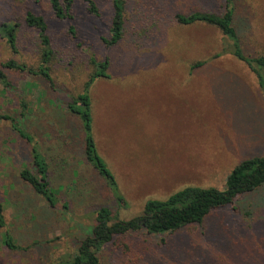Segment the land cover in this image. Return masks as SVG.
<instances>
[{
  "label": "rangeland",
  "instance_id": "1",
  "mask_svg": "<svg viewBox=\"0 0 264 264\" xmlns=\"http://www.w3.org/2000/svg\"><path fill=\"white\" fill-rule=\"evenodd\" d=\"M94 1L97 17L76 0L75 43L68 24L53 19L45 2L19 8L20 15L30 9L48 19L58 46L53 84L19 70L8 73L11 87L0 82V116L13 118L34 139L30 144L12 120L0 118V264H61L90 236L101 206L128 220L148 200H164L184 187L224 190L240 162L264 156V93L255 75L230 55L213 59L226 44L219 30L175 21L176 13L220 12L225 0H125L124 38L111 48L103 38L110 33L113 0ZM232 2L236 27L240 20L250 26L246 53L263 54L264 0ZM37 45L36 31L23 25L18 54L0 39V64L14 59L36 68ZM90 55L110 60V79L90 89L93 133L126 204L86 160L80 119L67 108L89 78ZM199 61L207 64L191 71ZM32 145L49 165L56 208L21 177L25 167L34 168ZM238 204L240 217L226 208L175 234L120 237L97 252L100 262L264 264V187ZM6 234L20 250L4 244Z\"/></svg>",
  "mask_w": 264,
  "mask_h": 264
},
{
  "label": "trees",
  "instance_id": "2",
  "mask_svg": "<svg viewBox=\"0 0 264 264\" xmlns=\"http://www.w3.org/2000/svg\"><path fill=\"white\" fill-rule=\"evenodd\" d=\"M28 1L34 3L45 2L53 19L68 24L70 42L79 39L78 28L75 24L76 0H0V39L5 41L14 54L19 53L18 38L22 26L32 28L37 33V48L39 50V64L36 68L18 63L14 59L0 64V82L7 89L11 87L9 75L11 71H26L41 76L53 84L52 66L57 58L56 47L51 36L50 22L43 15L27 9L20 15L19 8ZM224 1V0H222ZM87 11L95 17L100 16L94 0H84ZM125 0L112 1V17L110 33L103 41L109 48L118 46L125 33ZM175 21L180 26L203 24L219 30L225 38L226 44L222 50L214 55L217 59L226 55L244 63L255 75L259 87L264 93V53L250 56L244 49V42L248 40L250 26L240 20L238 28L235 25V9L232 0H225L220 12L196 11L189 14L176 13ZM77 46L86 50L81 43ZM91 73L83 86L82 92L77 93L67 103L69 111L80 119L84 134V155L88 163L101 176L117 201L126 204L115 175L108 168L100 156L93 133V111L90 89L101 79H110L108 73L110 60L99 61L93 55L88 57ZM207 64L206 61L196 62L191 71L198 70ZM12 120L14 129L23 139L34 144L31 135L25 133L10 116H0ZM33 169L25 167L21 172L22 179L34 191L42 196L50 207L58 206V197L49 179V165L40 155L37 145H32ZM264 187V156H256L240 162L226 180L224 190L215 187L188 186L170 195L164 200H148L141 214L128 219L120 220L114 216L109 206H101L96 211L95 226L89 237L80 242L75 254L61 264H101L98 251L106 245L115 242L120 237L131 234L166 235L175 234L191 226L202 225L214 212L230 208L235 217L242 215L239 202L248 194H253ZM69 212V204L64 205ZM4 208L0 203V226H5ZM239 225V224H238ZM4 244L10 250H20L14 238L6 234ZM203 259H199L198 264Z\"/></svg>",
  "mask_w": 264,
  "mask_h": 264
}]
</instances>
